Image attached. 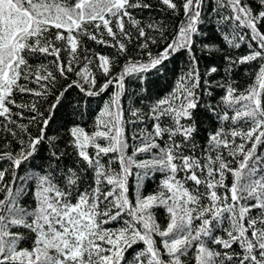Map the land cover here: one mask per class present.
Segmentation results:
<instances>
[{
    "label": "snow or ice",
    "instance_id": "snow-or-ice-1",
    "mask_svg": "<svg viewBox=\"0 0 264 264\" xmlns=\"http://www.w3.org/2000/svg\"><path fill=\"white\" fill-rule=\"evenodd\" d=\"M0 264H264V0H0Z\"/></svg>",
    "mask_w": 264,
    "mask_h": 264
},
{
    "label": "trees",
    "instance_id": "trees-1",
    "mask_svg": "<svg viewBox=\"0 0 264 264\" xmlns=\"http://www.w3.org/2000/svg\"><path fill=\"white\" fill-rule=\"evenodd\" d=\"M153 2H155V0H153ZM153 15L159 17V16H162L163 13L159 12L158 10H154ZM145 17H146V14H145ZM204 29L208 33L209 40H219V37L217 36L214 30V26L211 23L205 24ZM97 47L99 48L100 51L104 53H107L108 51H110L109 49H106L103 46H97ZM156 50L157 49L155 48V46H153L154 53ZM244 51L245 49L242 48L240 50V53L243 54ZM144 59H146V57H144ZM183 60H184L183 56H177L173 60V62L168 65L167 80L161 77H157L154 74L150 75L146 82V87L148 89L146 95L155 96L158 94H163L165 91H167L171 87L175 79L173 73L174 72L178 73L179 68L182 66ZM212 63L220 65L222 61L219 57H216V56H213L211 58H208L205 56L201 59V63H200L201 70H203L205 67H207L209 64H212ZM223 76H224V72L223 70H221L216 74V79H220ZM249 76H250L249 66L245 65V66H241L240 68L234 71L232 75V79L236 81L238 87L243 88L251 82ZM101 82H103V78H101ZM137 83L138 82L136 81H131V80L127 81L129 92L136 90ZM220 94H221L220 90L217 89L215 93V97H219ZM103 99L107 100L108 96L105 95ZM129 99L134 102L135 99H138V98H129ZM147 102L148 101H145V103ZM102 106L103 105L99 97L89 98L87 96H83L79 92L73 91L71 95L68 96V99L65 102L64 107H62L56 112L55 121L49 129V134H54L56 129L59 128L61 135H63L64 129L62 126L67 125L69 121H73V120L87 125V130H91V123L94 120L95 115H97L99 110L102 108ZM74 110L84 113L83 118L75 114ZM196 115H197V119L200 121L202 125V128L208 129L210 117L206 113H204L202 110L197 112ZM30 128H31L32 134L35 135L36 128L34 126H30ZM41 155H46V153L42 151ZM41 162H42L41 159L38 157L36 161L34 162V164L39 165ZM133 171L135 172L136 170L133 169ZM161 178L162 177L159 174H156L154 179L145 181L143 189H142L143 194L147 195L150 192H152L156 188V185L158 184ZM129 183L132 185L133 191H135V176L129 177Z\"/></svg>",
    "mask_w": 264,
    "mask_h": 264
}]
</instances>
